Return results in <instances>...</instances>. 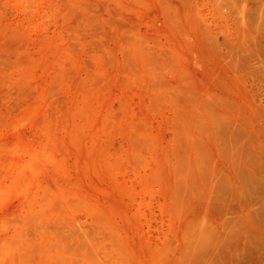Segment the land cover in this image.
Here are the masks:
<instances>
[{
	"label": "rangeland",
	"instance_id": "374dc122",
	"mask_svg": "<svg viewBox=\"0 0 264 264\" xmlns=\"http://www.w3.org/2000/svg\"><path fill=\"white\" fill-rule=\"evenodd\" d=\"M0 264H264V0H0Z\"/></svg>",
	"mask_w": 264,
	"mask_h": 264
},
{
	"label": "bare ground",
	"instance_id": "6f19581e",
	"mask_svg": "<svg viewBox=\"0 0 264 264\" xmlns=\"http://www.w3.org/2000/svg\"><path fill=\"white\" fill-rule=\"evenodd\" d=\"M263 21V20H262ZM262 39H263V37H262ZM261 40V39H260ZM252 50V49H251ZM259 188H261V187H259ZM252 189H254V188H252ZM263 191V190H262ZM263 239V238H262Z\"/></svg>",
	"mask_w": 264,
	"mask_h": 264
}]
</instances>
